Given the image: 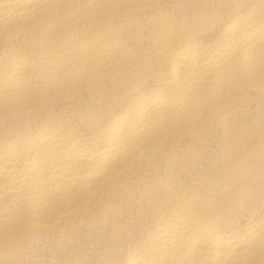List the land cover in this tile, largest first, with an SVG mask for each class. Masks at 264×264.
Segmentation results:
<instances>
[{
	"label": "bare ground",
	"instance_id": "bare-ground-1",
	"mask_svg": "<svg viewBox=\"0 0 264 264\" xmlns=\"http://www.w3.org/2000/svg\"><path fill=\"white\" fill-rule=\"evenodd\" d=\"M0 264H264V0H0Z\"/></svg>",
	"mask_w": 264,
	"mask_h": 264
}]
</instances>
